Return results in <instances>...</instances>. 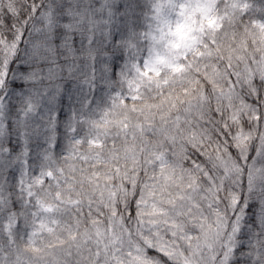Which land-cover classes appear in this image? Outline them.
Returning a JSON list of instances; mask_svg holds the SVG:
<instances>
[{
	"label": "snow or ice",
	"instance_id": "obj_1",
	"mask_svg": "<svg viewBox=\"0 0 264 264\" xmlns=\"http://www.w3.org/2000/svg\"><path fill=\"white\" fill-rule=\"evenodd\" d=\"M0 264H264V0H0Z\"/></svg>",
	"mask_w": 264,
	"mask_h": 264
}]
</instances>
